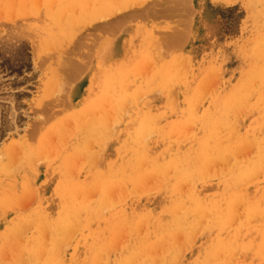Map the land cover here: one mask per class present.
<instances>
[{
  "label": "rangeland",
  "instance_id": "obj_1",
  "mask_svg": "<svg viewBox=\"0 0 264 264\" xmlns=\"http://www.w3.org/2000/svg\"><path fill=\"white\" fill-rule=\"evenodd\" d=\"M108 14L75 100L28 135L60 50ZM0 24L24 106L0 264H264V0H0Z\"/></svg>",
  "mask_w": 264,
  "mask_h": 264
},
{
  "label": "bare ground",
  "instance_id": "obj_2",
  "mask_svg": "<svg viewBox=\"0 0 264 264\" xmlns=\"http://www.w3.org/2000/svg\"><path fill=\"white\" fill-rule=\"evenodd\" d=\"M12 3V2H11ZM24 5V4H23ZM53 5V4H52ZM77 10V9H76ZM4 15V14H3ZM114 14H108V15H103V16H99V17H96L95 20L93 22H91L90 24H88V28L86 31H84L83 33H79L76 35L75 38H73V42H72V45H70V47H68L66 50H60L62 52H59V55H60V59L58 60L57 62V65H55L56 63H54V66L51 65L49 67V70L50 68L52 69V66L54 67L52 69V74L53 76L50 77V80L47 78L46 82L49 83V81H51V78L53 77L54 80H52L53 82L56 81L58 84H59V91L63 92V94L65 95L64 97L66 98H62L61 100L58 99L59 97H56L57 100L59 101L57 104H56V101L52 98V96H54L55 94H58L56 93V91H58L57 89H55L56 91L54 95H52L54 92L52 91V89L50 88V85L52 83H49L47 84L48 86L44 87V92L45 90L47 91V89L49 88L51 91L48 90L47 94H51V95H46V97L48 98V100L51 98L50 101H46L47 99H44L42 100L43 98H45V96H42V99H41V103L39 102V108H38V112L40 111L41 115L39 116H42V119L39 121H35L34 125H29V124H26V127L24 131H26V133H30L32 136L33 135H36L37 134V130H38V125L39 123L42 124V122H46L45 119L46 118H50L51 116L54 115V113H56V109L65 105H69L70 103H72L74 100H75V97L78 95V93L80 92V89L83 87V85L85 84V78H82L83 77V74L84 72H86L87 70V67H89L90 63L91 62H88L90 61L89 59L92 58V60H95V57H96V54L93 52L92 53V49L94 50L93 48V45H91V41L92 40L93 42L96 41V39L98 38H101L102 36L100 35V30H103L105 28H111L113 27V24H114V19L112 18ZM3 17V16H2ZM4 19V18H3ZM11 19V18H10ZM15 19V18H13ZM2 20V18H1ZM13 21V20H12ZM11 21V22H12ZM7 22V21H6ZM5 22V23H6ZM8 23V22H7ZM10 23V21H9ZM11 24V23H10ZM9 24V26H10ZM1 25V24H0ZM2 26V25H1ZM8 26V28H9ZM5 27H7L5 25ZM7 31V30H6ZM13 32V31H12ZM11 34V32H10ZM14 35V34H13ZM89 36L88 39H90V43H87L85 44L84 42H87L88 40L85 38L86 36ZM5 36V35H4ZM10 36V35H9ZM17 37V36H16ZM11 38V37H10ZM84 39H86L87 41L84 40V42L82 41ZM13 40V39H12ZM18 40V39H17ZM99 40V39H98ZM1 41V40H0ZM104 42V41H103ZM105 43V42H104ZM23 44V43H22ZM94 44V43H92ZM96 44V43H95ZM94 44V46H95ZM25 45V44H24ZM109 45V44H108ZM111 45V44H110ZM9 46V44H8ZM12 46V45H11ZM92 46V47H91ZM20 47V46H19ZM109 47V46H108ZM36 48V46L34 47ZM92 48V49H90ZM8 49V48H7ZM24 49V48H23ZM108 49V48H107ZM14 50V49H13ZM18 50H21L20 48ZM102 50V49H101ZM5 51V50H4ZM3 51V52H4ZM36 51V50H34ZM103 52H105V50H102ZM102 51H101V56H103L102 54ZM107 51V50H106ZM23 52V51H22ZM47 52V51H46ZM10 53V52H9ZM35 53V52H34ZM24 54V53H23ZM44 54V53H43ZM46 54V53H45ZM50 54V53H49ZM55 54V53H53ZM21 51H17L16 53H13L12 55V58H11V61L15 62L16 60H25L26 58L25 57H21ZM36 55V53H35ZM52 55V54H51ZM7 56V55H6ZM24 56V55H22ZM46 56V55H45ZM50 56V55H49ZM100 57V60L102 59V57ZM21 57V58H20ZM44 57V56H43ZM47 57V56H46ZM56 57V56H55ZM8 58V56H7ZM10 58V56H9ZM41 58V57H40ZM52 58V57H51ZM50 58V59H51ZM89 58V59H88ZM105 57H103L104 59ZM42 59V58H41ZM88 60V61H87ZM10 61V60H9ZM10 61V62H11ZM26 61V60H25ZM49 61V60H48ZM11 62V63H12ZM46 62V61H45ZM44 62V63H45ZM102 62V61H101ZM105 62V61H104ZM4 63V62H3ZM16 63V62H15ZM25 63V62H24ZM42 64V62H41ZM11 65V64H10ZM13 65V64H12ZM25 65V64H24ZM103 65V64H101ZM5 66V65H4ZM1 66L0 65V138L2 139V137L5 135H12V131L13 130H17L19 129L20 127L23 126V124L19 125V122L20 121V113H19V110L23 111V105L20 104L19 100H18V97H16V94H15V90L17 89L16 86H15V78L14 76L16 75H13V71H10L11 68H9L8 66ZM16 66V65H14ZM43 66V65H42ZM12 67V66H11ZM19 67V66H18ZM39 67H41L39 65ZM44 67V66H43ZM56 67V68H55ZM14 68V67H13ZM43 69V68H41ZM107 70V69H106ZM35 74V73H34ZM33 75V74H32ZM108 75V74H107ZM106 75V76H107ZM82 78V79H81ZM26 80V79H25ZM29 80V79H27ZM27 80L25 81V83L27 82ZM19 81V80H17ZM23 83V84H25ZM46 84V83H45ZM53 84V83H52ZM17 85V84H16ZM20 85V84H19ZM42 86V84H41ZM20 87V86H19ZM18 87V89H19ZM47 88V89H45ZM25 89V88H24ZM58 91V92H59ZM24 92V91H22ZM21 92V93H22ZM17 93V92H16ZM25 93V92H24ZM62 97L63 95L61 93H59ZM44 95V93H43ZM59 95V96H60ZM51 96V97H50ZM60 96V97H61ZM53 99V100H52ZM80 101V100H79ZM78 101V102H79ZM83 101V100H82ZM81 102V101H80ZM79 102V103H80ZM38 105V103H36ZM32 105V104H31ZM34 105V104H33ZM22 107V108H21ZM30 107V106H29ZM37 107V106H36ZM68 107V106H67ZM33 110H34V107H32ZM37 109V108H35ZM27 110V109H26ZM29 110V109H28ZM27 110V111H28ZM114 110V109H113ZM25 111V110H24ZM112 111V110H111ZM36 112V111H35ZM25 112H22L21 114H24ZM33 113V111L31 112ZM58 113V112H57ZM113 113V112H112ZM30 115V112L28 113ZM27 114V115H28ZM114 114V113H113ZM36 115V114H35ZM26 116V115H25ZM110 117V116H109ZM23 119V118H22ZM33 121V120H32ZM31 122V121H30ZM48 122V120H47ZM110 123V122H109ZM111 124V123H110ZM60 126V124H58ZM69 127V126H68ZM22 131V130H21ZM18 132V131H17ZM52 133V132H51ZM54 133V132H53ZM52 133V134H53ZM26 134V136H28ZM14 136V135H13ZM111 136V135H110ZM4 138V137H3ZM21 138V137H20ZM53 138V137H52ZM37 140V139H36ZM52 140V139H51ZM47 143V142H46ZM16 144V143H15ZM12 143L11 146L9 147H5L4 150H5V153L8 157L11 156L13 154V152L15 151L16 152V145ZM96 144V143H95ZM94 144V145H95ZM15 147V148H14ZM19 147V146H18ZM21 149V147H19ZM25 148V147H23ZM57 148V147H56ZM15 149V150H14ZM19 150V149H18ZM22 151V150H21ZM96 152V151H95ZM3 155V153H2ZM1 156V155H0ZM17 156V155H16ZM12 158V157H11ZM16 158H19V157H16ZM94 158V157H93ZM9 159V158H8ZM95 159V158H94ZM7 162V160L5 159V157H0V165L3 164V162L5 161ZM16 162V161H15ZM98 162V161H97ZM10 163V162H9ZM8 164V163H7ZM15 164V163H14ZM18 165V163H17ZM16 165V166H17ZM96 165V164H95ZM94 165V167H95ZM3 166V165H2ZM5 166V165H4ZM9 166V165H7ZM12 166V165H11ZM97 166V165H96ZM11 169V168H10ZM15 170V168H13ZM17 169V167H16Z\"/></svg>",
  "mask_w": 264,
  "mask_h": 264
}]
</instances>
